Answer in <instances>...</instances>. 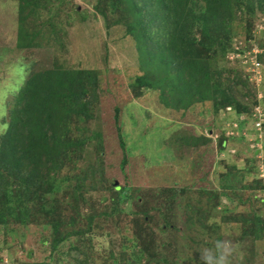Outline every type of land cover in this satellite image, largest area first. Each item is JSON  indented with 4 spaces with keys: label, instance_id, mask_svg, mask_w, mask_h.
<instances>
[{
    "label": "rangeland",
    "instance_id": "1",
    "mask_svg": "<svg viewBox=\"0 0 264 264\" xmlns=\"http://www.w3.org/2000/svg\"><path fill=\"white\" fill-rule=\"evenodd\" d=\"M21 1L0 0V114L8 106L18 60L23 67L34 62L39 70L55 62L88 70L100 91L93 118L73 122L72 138L85 139L84 150L69 151L50 170L44 165L40 181L23 198V207H30L27 225L15 210L0 229V264H76L85 255L89 264H200L201 252L217 240L230 243L229 264H264V1L254 3V15L241 12L209 30L225 48L221 52L216 45L209 63L220 84L225 87L236 76L249 82L248 97L238 96L249 110L226 104L216 111L211 102L166 107L152 89L138 95L132 86L145 71L135 44L118 14L104 17L95 10L97 0H44L49 5L41 3L23 30L42 46L18 49ZM107 10L104 0L101 11ZM183 139L187 145L179 144ZM90 165L105 178L103 186L89 191L90 182L84 189L67 182ZM5 178L16 191L14 175L6 172ZM126 184L131 202L119 196ZM70 187L78 192L76 200ZM156 190L163 199L153 198ZM114 204L122 213L107 219L103 213L113 212ZM90 216L95 220L89 231ZM46 218L52 227H43ZM71 221L85 237L67 240L52 255L49 239L58 236L53 222L60 223L63 235ZM126 221L139 222L135 253L121 234ZM69 246L82 252H76V261L75 253L65 259ZM112 250L124 251L126 261L123 255L110 262Z\"/></svg>",
    "mask_w": 264,
    "mask_h": 264
},
{
    "label": "trees",
    "instance_id": "2",
    "mask_svg": "<svg viewBox=\"0 0 264 264\" xmlns=\"http://www.w3.org/2000/svg\"><path fill=\"white\" fill-rule=\"evenodd\" d=\"M103 1L97 0L95 10L104 17L109 11L118 14L122 22L120 24L126 25L127 35L135 44L139 63L145 71L132 86L139 91L138 95L144 90H156L160 93L163 105L175 108L181 106L183 109L191 108L194 103L203 105L207 102L212 103L213 111L221 106L226 107V104L249 108L246 103L244 105L238 101L240 94L244 98L249 95L245 92L249 88L248 80L236 76L224 87L219 82L220 74L210 69V59L217 53L213 49L219 41L214 39L209 30L213 29V25L220 29L231 23L241 12L254 15V3L260 4L264 0H106L107 13L101 11ZM199 1L204 7L198 6ZM41 3H46L44 7L49 5L44 0H22L20 3L21 24L17 43L20 50L38 49L42 46L40 43L36 44L37 38L34 35L23 36L24 25L32 13L39 11ZM195 31L201 35L200 39L192 34ZM37 33L36 31L35 34ZM218 47L221 52L225 50L223 43ZM19 61L14 65L17 76L11 86L13 89L8 91V106L4 105L0 114V229H5L8 218L14 216L15 210L19 212L17 218L20 216L21 222L27 225L30 207H23V198L38 184L44 168L50 170L54 166L53 161L66 156L69 151L84 150L85 139L72 138L73 122L80 118H93L94 102L98 100L100 91L92 72L88 70L71 69L58 62L53 63L50 68L39 70L34 62L23 67L19 65ZM252 115L257 116L256 112ZM252 115L246 116L251 119ZM94 136L100 138L101 134ZM184 139L179 140V144L187 145ZM121 144L124 148L123 140ZM126 163L127 159L123 161V166ZM6 172L12 173L16 178V191L8 188L10 186L5 178ZM74 175L68 177L67 182H73L79 189H84L85 183L90 182L89 191H95L103 186L101 180L105 181L91 165L83 169L81 174ZM65 182L64 179L59 184ZM230 185L228 183L226 188H232ZM129 190L126 184L119 190V196L131 202ZM185 190H181L180 196ZM72 193L76 200L78 192L73 190ZM156 197L157 200L163 199L158 190L153 194V198ZM115 204L113 212L103 213L107 219L120 215L122 209H116ZM58 212L56 211L57 214ZM48 218L43 221V227H52ZM257 218L253 217V220H257L255 226L261 227ZM88 220L90 231L95 217L90 216ZM74 224L73 221L65 223L64 227L71 230L61 235L62 226L53 222L54 234L58 236L54 238L52 235L54 239H49L52 255L67 240L85 237V232L75 230ZM138 224L139 222L126 221L125 228L121 231L122 236L130 239L135 247L134 253L139 242L138 238H134V230ZM259 229L257 228L256 233ZM76 252L82 253L80 248L69 246L65 259H70L75 253L73 259L76 261L75 257H79ZM123 255L126 261L124 251L121 250L117 255L112 250L110 262L119 261ZM87 257L85 255L76 264H89L91 260H87ZM62 261L64 258L57 259V262Z\"/></svg>",
    "mask_w": 264,
    "mask_h": 264
},
{
    "label": "clouds",
    "instance_id": "3",
    "mask_svg": "<svg viewBox=\"0 0 264 264\" xmlns=\"http://www.w3.org/2000/svg\"><path fill=\"white\" fill-rule=\"evenodd\" d=\"M231 245L227 241L217 240L214 246L200 254V264H229Z\"/></svg>",
    "mask_w": 264,
    "mask_h": 264
}]
</instances>
